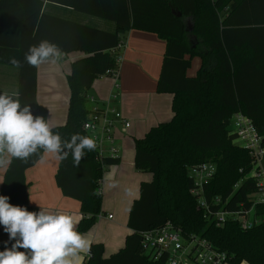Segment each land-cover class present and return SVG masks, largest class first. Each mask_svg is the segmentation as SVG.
<instances>
[{
  "label": "trees",
  "instance_id": "1",
  "mask_svg": "<svg viewBox=\"0 0 264 264\" xmlns=\"http://www.w3.org/2000/svg\"><path fill=\"white\" fill-rule=\"evenodd\" d=\"M8 1L0 0V64L15 66L12 59L20 62L15 66L18 99L22 105H31L34 117L46 119L47 109L35 98L36 66L25 61L29 49L23 45L26 37L38 39L42 17L26 15L21 9L22 18L9 21ZM62 2L77 11L113 19L115 24L113 30H104L64 19L58 23L62 37L48 39L64 55L82 53L71 61L66 74L65 121L50 126L62 139L77 133L91 137L83 129L93 108L89 107L94 102L89 100L91 85L106 70L117 69L113 49L127 30L150 32L165 41L156 91L172 94L170 120L156 123L134 139V166L152 178L141 182L139 197L130 207L127 227L131 233L123 248L108 258L103 257L102 243L90 244V257L83 264H165L163 258L149 260L142 252L141 238L144 231L167 222L185 237L206 239L226 254L228 264H264V203L257 200L264 193V183L257 174H250L255 156L234 142L237 135L229 127L233 114L241 112L250 118L264 144V0H119L113 12L72 0ZM172 10L181 15L175 16ZM189 20L194 21L192 28ZM36 22L39 28L31 37ZM196 56L199 68L195 76H189L187 69ZM42 153L38 150L26 161L10 157L0 186V195L9 196L10 204L33 211L25 171ZM118 162V157L97 158L96 148L85 150L79 164L71 154L58 161L57 186L64 196L80 202L78 232L87 231L103 213V167ZM203 162L213 163L215 169L198 185L189 168ZM248 211L252 224L242 227L235 216ZM220 212L225 213L222 220L216 215ZM7 240L0 226V250Z\"/></svg>",
  "mask_w": 264,
  "mask_h": 264
},
{
  "label": "crops",
  "instance_id": "2",
  "mask_svg": "<svg viewBox=\"0 0 264 264\" xmlns=\"http://www.w3.org/2000/svg\"><path fill=\"white\" fill-rule=\"evenodd\" d=\"M72 1L82 5H93L92 7L108 12H113L114 6L119 3V0ZM8 8L11 12H8L7 20L12 22L22 18L18 14L21 9L26 15L37 14L42 17V25L39 29L42 30L38 39L33 41L29 37H24V49H30L41 41H48L52 36L55 39L61 38L62 30L61 26L58 29V23L64 19L80 22L79 16L85 15L83 17H93L94 20L91 22L98 24L100 29L113 30L115 25L113 19L74 10L64 5L62 0H9ZM83 22L87 24V19L81 21ZM26 28L29 30V26ZM38 28L36 22L31 37H34ZM122 41L124 47L120 51L121 60L117 67V77L104 76L95 79L89 93L94 98V102L89 104L90 108L108 103L118 109L129 121L128 128H116L114 132L119 148L117 155L119 162L103 167L100 181L103 213L100 218L95 219L87 231L81 233L89 241V245L103 244L104 258L123 248L126 236L131 233L127 227L130 207L139 197L141 182L150 181L152 178L150 173L142 172L134 166V139L143 136L151 126L172 115V94L156 91V82L165 52V41L153 33L135 29L123 33ZM81 56L80 52H70L56 64L46 62L36 66L35 98L38 104L47 109L46 119L50 126L59 124L53 120L54 106L58 101L67 109L69 92L68 95L62 92L61 79L62 77L66 79L71 61ZM199 65L200 58L196 56L191 60L187 74L195 76ZM17 89L18 68L0 64V92H7L18 98ZM10 157L5 154L0 158V186ZM58 161L55 154L43 151L41 158L25 171L28 205L33 211H39V207H42L49 211L69 214L73 217L77 229L82 217L80 202L64 196L57 186L54 176ZM108 215H111V218H108ZM87 254L88 249L81 251L75 258V264H83L88 258ZM240 264L248 263L243 261Z\"/></svg>",
  "mask_w": 264,
  "mask_h": 264
},
{
  "label": "clouds",
  "instance_id": "3",
  "mask_svg": "<svg viewBox=\"0 0 264 264\" xmlns=\"http://www.w3.org/2000/svg\"><path fill=\"white\" fill-rule=\"evenodd\" d=\"M63 56L55 43L44 40L30 47L25 61L32 66L56 64ZM11 63L20 66L15 59ZM95 147L93 138L78 133L69 140L62 139L47 119L33 116L30 104L22 105L14 95L0 92V158L8 154L26 161L42 149L61 161L71 154L79 164L85 150ZM9 199L0 195V226L8 235L0 250V264H75L79 253L89 248V241L76 230L71 215L42 207L29 211L25 206L10 204Z\"/></svg>",
  "mask_w": 264,
  "mask_h": 264
},
{
  "label": "built area",
  "instance_id": "4",
  "mask_svg": "<svg viewBox=\"0 0 264 264\" xmlns=\"http://www.w3.org/2000/svg\"><path fill=\"white\" fill-rule=\"evenodd\" d=\"M123 44L124 42L121 40L116 48L113 49L117 55L115 58L117 63L121 60L120 51L124 47ZM117 74L118 70L112 68L106 70L101 77L112 76L116 78ZM89 100L93 101V97H89ZM231 123L232 130L241 141L240 143L250 149L255 159L262 156L264 154L262 137L257 133L250 118L241 112H236L233 114ZM116 124L121 129H126L129 126V121L118 109L108 103L100 107H93L88 118L83 123V129L96 142L97 158L104 156L117 157L119 149L113 145ZM104 141L109 143L107 147ZM214 169L213 163L203 162L190 167L189 174L193 177L196 184L201 185L211 177ZM256 174L260 175V170L259 173H253V175ZM257 200L264 203V193L259 194ZM216 215L219 216L220 220L225 217V213L221 212ZM249 215L250 211L235 217L240 220L242 227H249L252 224V219ZM97 217L100 218L101 214ZM108 218H111V215H108ZM141 245L142 252L147 255L149 260L158 261L163 258L165 264H228L227 256L223 251L217 250L210 242L197 235L185 237L181 230L175 228L170 222L144 231ZM87 256L90 257L89 252Z\"/></svg>",
  "mask_w": 264,
  "mask_h": 264
},
{
  "label": "rangeland",
  "instance_id": "5",
  "mask_svg": "<svg viewBox=\"0 0 264 264\" xmlns=\"http://www.w3.org/2000/svg\"><path fill=\"white\" fill-rule=\"evenodd\" d=\"M79 15V14H78ZM85 15H80L78 19H80L81 21L82 20H85L87 19V24L90 25V26H94V27H99L98 24H95L94 22H91V20H94L93 17L91 16H87V17H83ZM90 19V20H89ZM80 21V22H81ZM89 21V22H88ZM194 21H188V24L189 26L192 28L193 27V23ZM84 23V22H83ZM195 25V24H194ZM116 54H114V57L116 58ZM112 77V76H111ZM113 78V77H112ZM61 83H62V92L65 94V95H68V87H67V83H66V79L65 77H62L61 79ZM90 92H91V89H90ZM57 103V102H56ZM55 103V104H56ZM65 117H66V109H65V106L62 104L59 103L58 101V104L56 106H54V113H53V120L59 122V124H62L64 121H65ZM171 116L168 117V119L164 120V121H168L170 120ZM232 123L230 122V128L231 127ZM116 128L119 129L120 126L116 124ZM116 129V130H117ZM234 142L240 144V140L237 138L234 140ZM106 147L108 146V142L104 141ZM114 146L117 147V141H116V137H115V134H114V143H113ZM119 149V148H118ZM260 170V175H257V178L259 181H261V183H264V154L262 156H260L258 159H255L254 162H253V166H252V170L250 172V174H253L255 173V171H259ZM261 172H263L261 174ZM258 173V172H257Z\"/></svg>",
  "mask_w": 264,
  "mask_h": 264
},
{
  "label": "water",
  "instance_id": "6",
  "mask_svg": "<svg viewBox=\"0 0 264 264\" xmlns=\"http://www.w3.org/2000/svg\"><path fill=\"white\" fill-rule=\"evenodd\" d=\"M172 13H173L175 16H177V17H179V16L181 15V12H179V11H175V10H172Z\"/></svg>",
  "mask_w": 264,
  "mask_h": 264
}]
</instances>
